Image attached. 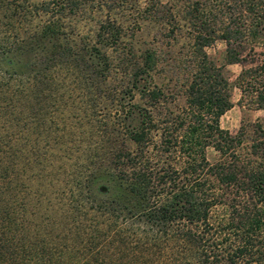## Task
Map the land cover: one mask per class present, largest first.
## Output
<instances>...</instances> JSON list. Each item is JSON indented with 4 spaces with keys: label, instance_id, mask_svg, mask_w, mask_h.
I'll use <instances>...</instances> for the list:
<instances>
[{
    "label": "trees",
    "instance_id": "16d2710c",
    "mask_svg": "<svg viewBox=\"0 0 264 264\" xmlns=\"http://www.w3.org/2000/svg\"><path fill=\"white\" fill-rule=\"evenodd\" d=\"M14 1L0 0L1 117L22 93L30 91L36 102L41 83H50L56 68L84 79L109 72L106 49L120 41L121 24L109 17L100 21L94 39L73 50L63 19L88 4L110 12L115 0H44L33 12L48 17L32 30L22 28L28 19ZM180 3L196 63L177 121L159 124L149 109L129 101L121 113L134 148L114 149L106 173L93 174L89 192L79 179L68 197L58 192L60 203L44 205L57 216L42 233L36 219H25L18 195L21 146L6 140L21 118L0 120V262L264 264V121L235 131L221 128L219 118L231 107V85L204 50L220 40L225 63L251 58L236 85L263 107L264 0ZM151 6L155 13L165 7L160 0ZM165 9L171 17L179 15L172 4ZM155 65L154 53L146 51L130 82L132 92L151 102L162 96L150 85ZM208 148L217 154L213 161Z\"/></svg>",
    "mask_w": 264,
    "mask_h": 264
},
{
    "label": "rangeland",
    "instance_id": "374dc122",
    "mask_svg": "<svg viewBox=\"0 0 264 264\" xmlns=\"http://www.w3.org/2000/svg\"><path fill=\"white\" fill-rule=\"evenodd\" d=\"M43 1H14L28 19L22 24L24 30L35 29L47 19V15L33 12V6ZM160 1L165 7H161L159 13L152 10L154 0H115L110 12L88 4L76 13L65 14L64 32L67 40L74 43L73 50L81 49L94 39L100 21L109 17L121 24L120 41L106 49L109 72L102 77L92 74L84 79L80 73L77 76L67 68H56L52 72V81L41 83L44 90L39 92L37 103L30 91L26 95L22 93L20 100H12L11 104L15 106L7 105L6 113L0 116V120L9 121L14 117L21 118L20 126L8 130L11 136L6 140L11 139L12 143L18 142L21 146V190L18 195L23 198L20 202L25 219H36L40 233L44 231L46 221L56 219V212L46 211L44 205L60 203L58 192L68 197L78 179L89 192L93 174L106 173L114 149L124 145L134 148L124 135L125 120L121 113L129 101L149 109L159 124L177 121L175 116L185 106L187 85L196 63L193 41L180 0ZM167 4H172L173 12L178 11L179 15L171 17L165 11ZM0 14H4L2 8ZM204 50L210 60L222 67L223 75L231 85V107L219 118L221 128L235 131L242 125L264 121V106L259 108L251 96L242 94L236 85L243 64H250L251 58L244 63H225V44L220 40L206 45ZM146 51L156 57L149 80L152 88L161 90L162 96L157 102L141 98L130 88L132 73L141 64ZM256 51L260 52L262 48L258 47ZM206 155L210 161L217 156L212 148L206 150Z\"/></svg>",
    "mask_w": 264,
    "mask_h": 264
}]
</instances>
